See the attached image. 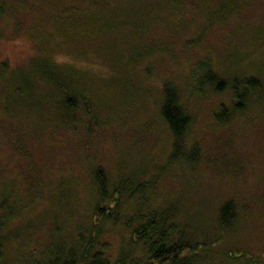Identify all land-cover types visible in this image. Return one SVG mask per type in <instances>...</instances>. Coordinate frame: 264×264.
<instances>
[{"label":"rangeland","instance_id":"374dc122","mask_svg":"<svg viewBox=\"0 0 264 264\" xmlns=\"http://www.w3.org/2000/svg\"><path fill=\"white\" fill-rule=\"evenodd\" d=\"M0 189L3 264L78 260L91 238L144 264L139 219L170 211L203 245L180 260L264 264V0H0Z\"/></svg>","mask_w":264,"mask_h":264},{"label":"trees","instance_id":"16d2710c","mask_svg":"<svg viewBox=\"0 0 264 264\" xmlns=\"http://www.w3.org/2000/svg\"><path fill=\"white\" fill-rule=\"evenodd\" d=\"M211 82L214 83L213 81ZM249 88H257L260 90L261 86L255 85ZM165 91L166 92L164 95L166 101L163 110L164 118L173 136L175 138H183L185 136V130L190 122V117L172 98V96H174L172 89H165ZM237 99H239V102L236 103V109L237 111H243L245 107V102H243L245 96L242 97L237 93ZM96 180L101 192L100 195L102 196V199H104L107 196V182L105 181L99 169L96 172ZM2 196L3 191L0 189V264H3L4 261L3 244L5 239L1 228L2 226H5L8 218H10L12 215L11 213H2L7 206V197ZM222 212L224 218L227 214V209ZM97 214L101 218L106 219L110 218L112 215L105 213L104 209L100 207L97 208ZM170 214L168 212H162L159 214H147L146 216L144 215L141 219H139V231L135 232L136 238L138 241L143 242L144 245L148 246V256L144 264H180L181 262H184L183 264H194L190 257H188L189 254L184 255L181 260L179 259V257L184 252L192 254V250H195L197 247L203 245H200V243L198 242L192 243L190 240H188L189 242H187V239L185 238V235L181 230L178 233L177 238L176 234L174 233L176 232L177 227L170 226ZM228 220H221L222 227L228 226ZM141 221H143L142 224ZM173 224L176 225L175 223ZM89 241L90 243L88 247H86L83 251L80 259L76 260L78 257L72 252H70L69 255H65L63 251L60 250L62 257L64 256L65 260L59 259L57 261H54V259H49L47 264H111L103 256V252H96L93 253V255L91 254V249L95 246L96 240L94 238H91V240L89 239ZM199 252L201 253H198L196 257H198L199 254L201 255L202 253L206 255L203 250H200ZM126 261V257H121L117 264H126Z\"/></svg>","mask_w":264,"mask_h":264}]
</instances>
